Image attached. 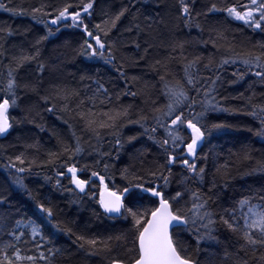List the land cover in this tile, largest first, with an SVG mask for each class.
<instances>
[{
	"label": "trees",
	"instance_id": "16d2710c",
	"mask_svg": "<svg viewBox=\"0 0 264 264\" xmlns=\"http://www.w3.org/2000/svg\"><path fill=\"white\" fill-rule=\"evenodd\" d=\"M8 6H22L24 9L30 10L32 7H40L41 5H51L53 7H62L65 3H79L80 0H0ZM86 2V0H85ZM246 3L247 0H197L195 5H190L193 23H199L203 32L196 27H185L184 20L181 19V7L178 0H98L96 12L91 18L90 29L96 31L93 27L96 23L107 17L101 14L100 9L103 8L110 15L118 13L123 8L130 10L125 13L121 20L117 22V27L112 29L108 37L102 32H98L102 41L107 44L114 43L113 52L117 57V66L123 62L122 71L128 78L127 90L139 93L136 97L131 95L121 96L119 103L124 105H132L131 118L136 119L139 112L149 116L148 124L151 126L154 122L151 120L152 109L162 108L167 99L162 95L163 84L160 82L159 76L164 74L163 70L158 73L153 65L157 60L164 61L171 56L174 59L168 60V68L172 74L166 78L175 83L176 80H183V64L180 49L177 48L172 52L171 45L173 43L183 42V55L188 60H192L196 56H203L204 59L199 64L200 73L203 76H209L203 65L207 63L210 55L216 60L226 52L227 44L225 41H218L220 50L212 46L209 42L207 45L202 41H209L210 36L216 37V31H222L227 36L228 41L234 44V52L246 54L248 51L259 53L260 49L253 48L258 42H264V34L258 31L253 32L241 24V22L233 21L227 18L226 13H208L207 9L211 4L215 3L217 7L231 6L237 3ZM130 5H134L131 7ZM45 10L51 11V8ZM200 15H197V14ZM52 17H45L50 20ZM88 22V21H86ZM138 23L144 31L137 36V30L133 27L131 32L127 31L130 26ZM151 25V29H149ZM0 26L11 27L15 35L0 39V43H4V47L9 50L3 58V64H0V89H3L7 83L8 58L7 56L15 53L20 54L18 48L12 45H20L23 43L25 49L31 51L30 44L34 43L39 37L46 35L47 29L42 23H37L29 15H13L0 9ZM55 30L56 26H52ZM102 27L105 25L102 24ZM60 31L55 35L43 41L40 45L42 50L41 59L46 63L47 68L43 74V84L40 88V96L48 92L54 91L57 86L68 88L85 89L90 84V80H81L82 76L100 79L105 86L113 93L125 90V80L115 70L112 65L105 64L99 58L89 59L86 56L78 55L81 50L80 45L86 37L83 33L75 28L64 27L60 25ZM215 29L216 31H213ZM150 35H147L149 34ZM153 44L145 56L144 48L147 45L145 39ZM135 42L141 44L138 50ZM144 56V59H140ZM240 65L229 66L225 73V82L222 87L218 88L219 94L217 100L220 101L222 108H229L233 111H208L201 121L210 126L213 123H223L232 125L218 132H214L207 142L203 145V151L198 152L199 155H207L208 159L198 160V167L206 168L205 183L203 185L190 184L193 190L200 188L205 194L208 193L209 182L213 179V174L218 167L228 166L227 175L223 178L217 176L218 187L213 190L212 201L210 207L216 212L222 209H230L237 207V202L244 197H253L252 204H262L259 196L264 195V171L258 170V162H264V138L257 137L255 132L260 127L259 120L246 114L251 111V105L248 103V97L252 96V104L264 105V84L256 83L249 88V83L255 80L251 75L246 76L245 80L238 84H231V72ZM35 64H30L21 69L18 80L24 83L26 80L35 82ZM241 70H243L241 68ZM31 72L32 75H26ZM135 77L136 79H133ZM147 86V87H146ZM94 87V85H93ZM241 93L243 94L241 96ZM194 94V93H193ZM23 97L19 103L21 108L32 106L29 119L34 122L23 120L22 123L16 125L10 133L5 137H0V186H4L8 191L7 203L0 206V217L7 216V220L0 219V225L4 230L0 231V248L6 243L15 242L13 237L7 235L8 231L16 229L15 221L23 219L27 222L31 219L37 225L42 226L43 235L47 239L53 236L51 243L47 244V248H59L60 251L52 256L47 252L46 248L37 249L35 244L31 242L30 236L27 234L23 238L29 240V243L20 242L18 247L21 248V254L39 255V251H44L49 255L52 264H110V259L115 257L123 259L131 264V258L134 252L129 251L132 247L131 235L129 234L128 242H121L114 247L113 253H105L103 251L98 254L90 246L80 249L75 241V235L67 234L64 231L57 230L54 225H59L60 229L71 228L72 232L77 235H84L88 238L105 239L108 236H116L121 232H127L131 228V218L124 220L122 218L109 219L97 203L99 193L98 178H92L95 187L90 184V193L95 194L94 199L84 196L80 199L76 191H67L68 188H74L70 184V174L67 173V166L79 161L78 167L85 163L92 164L93 157L88 156L89 146L85 141L89 139V134L82 132V123L79 121L72 122L77 135H82V146L85 153L82 156H76L70 159L71 153H63L62 149L65 145L75 146V139L72 137L73 129L64 123L68 119V115L60 111L63 101H50L48 105L34 93L23 91L20 92ZM3 96V92H0ZM226 98V99H224ZM147 101V103H145ZM155 101V104L152 103ZM77 101H73L72 107ZM52 103H56L57 108L53 112H47L46 107H51ZM242 110V111H237ZM196 112H200L201 108L198 104L195 107ZM10 114L16 119L21 120L25 112L19 109H10ZM188 113L185 112L187 117ZM41 127L43 130H41ZM143 129L139 125L128 124L122 129V139L136 136L138 139L132 141L131 144H125L121 151L119 159L113 157L108 160L112 166L110 172L115 174V182L108 181L103 171L102 165L97 166L95 170L106 176V182L109 188L115 190L122 189L126 186V181L121 180L120 170L129 167L130 171L144 176L145 180H150L147 175L149 168H154L156 162H163L160 150L147 136L141 135ZM185 136L190 134V130L183 133ZM156 137L164 136L163 129H160ZM112 137L106 136L103 150L107 151L109 145L108 140ZM92 143H95L93 140ZM32 145V147H29ZM138 150L143 151V155ZM251 153V159H244V152ZM49 152L62 153L59 159L50 161ZM23 155L24 164L17 163V167H23L25 172H17L15 168L5 167L10 164L9 157L15 161L17 155ZM143 160V164H141ZM34 161V162H33ZM57 172H64L63 176H57ZM183 173L182 167L177 164L173 167V184L170 191L177 190V181ZM186 175V173H184ZM80 178H90V170L78 173ZM19 178L23 187L14 183ZM60 180L57 186L56 181ZM226 181V186H225ZM147 186V184L145 185ZM139 192V190H135ZM83 195V194H80ZM187 199V197H185ZM75 201V202H74ZM44 204L45 207H51L53 210V219L49 222L46 214L38 211V204ZM125 203L131 206L134 201L126 195ZM144 206L151 207L148 198L143 201ZM216 235L220 243L202 242L201 250L197 252L196 241L191 236L185 234V242L189 252L193 258L198 259L200 264H232V260H224V252H235L238 247L237 236L231 233L226 226L217 225ZM11 251V250H10ZM17 264H30L27 260L17 262ZM39 264H45L39 261ZM252 264H255L253 261Z\"/></svg>",
	"mask_w": 264,
	"mask_h": 264
},
{
	"label": "snow or ice",
	"instance_id": "6c2138e0",
	"mask_svg": "<svg viewBox=\"0 0 264 264\" xmlns=\"http://www.w3.org/2000/svg\"><path fill=\"white\" fill-rule=\"evenodd\" d=\"M181 7V19L184 20L185 27H196L203 32L199 23H193L194 17L190 5H195L197 0H178ZM12 3V0H9ZM98 0H80L79 3H65L62 7H53L51 5H41L40 7H32L30 10L24 9L22 6H8L0 2V9L9 12L13 15H29L37 23H42L47 29L44 36L39 37L34 43L30 44L29 51L25 49L23 43L20 45H12L13 48H18L20 54L12 53L7 56L8 68L7 83L0 92V137H5L10 133L16 125L28 120L32 111V106L21 108L19 101L23 98L20 92H31L39 96V98L48 105L50 101H63L60 111L68 115V119L64 120L72 131V137L75 139V146H63V153H71L70 159L76 156H82L85 153V148L82 146V135H77L72 122L79 121L82 123V132L89 134V139L85 141L88 144L90 151L88 156L93 157V163H85L78 167L79 161L67 166V173L70 174V184L74 188H68L67 191H76L77 196L83 199L87 196L90 200L95 198L94 193H90L89 185L95 187L92 178H98L99 181V198L97 203L109 219L122 218L128 220L131 218V228L127 232H121L116 236H108L105 239L88 238L84 235H77L72 232L71 228L60 229L59 225H54L57 230L64 231L67 234L75 235L74 243H77L80 249L85 246H90L98 254L103 251L105 253H113L114 247L121 242L127 244L129 234L131 235L132 247L128 249L134 252L131 258V264H200L198 259L193 258L189 252L185 242V234L191 236L196 241V250H201L202 242L220 243L216 232L217 225L222 224L237 236L238 247L235 252H228L225 249L223 259L232 260V264H264V203L252 204L253 197H244L237 202V207L230 209H222L216 212L211 209L210 201H212L213 190L218 187L216 177L223 178L227 175L228 166L223 165L216 169L213 174V179L209 182L208 193L205 194L197 188L193 190L190 184L203 185L205 183L206 168L198 167V160L207 161V155H199L198 152L203 151V145L214 132H218L232 125L223 123H213L210 126L202 123L208 111H233L229 108H222L220 101L217 100L219 94L218 88L223 86L225 82V73L229 66L240 65L231 72V84H238L245 80L246 76L255 77L249 83L248 87L252 88L257 82L264 84V42H258L253 45V48L260 49L259 53L248 51L246 54L235 53L234 44L228 41L227 36L222 31H216V37L210 36L209 41H202L205 45L209 42L212 46L220 50L218 41H225L227 44V55H223L216 60L214 56L208 57L207 63L203 65L204 69L211 73L209 76H203L199 70V64L204 59L203 56H196L192 60H188L187 56L183 55L184 43L178 42L171 45L172 52L177 48L180 49L183 64V80H176L175 83L169 81L166 77L172 74L168 68V60L174 59L169 54V57L164 61L157 60L153 65L154 69L159 73L161 69L164 74L159 76L160 82L163 84L162 95L166 97L167 103L162 108H153L151 120L154 122L151 126L148 124L149 116L141 110L136 119L131 118L132 105H124L119 103L121 96L131 95L136 97L139 93L128 91V78L123 68V62L117 66V57L113 52L114 43L106 45L102 41L101 36L97 34L102 32L105 37H108L112 29L117 27V22L121 17L128 12L129 8H123L118 13L110 15L103 8L100 9L101 14L107 18L101 23H96L93 27L95 32L90 29L91 18L96 12ZM134 7V5H130ZM51 8V11L45 10ZM226 13L227 18L233 21L241 22L247 29L253 32L258 31L264 34V0H247L246 3H237L226 7H217L215 3L204 13ZM197 15H200L199 13ZM51 16L50 20H45V17ZM88 21V22H86ZM71 27L80 30L86 39L80 45V51L77 53L81 56H86L89 59L99 58L105 64L112 65L119 75L125 80V90L113 93L105 83L100 79L93 77L82 76L81 80H90L91 83L85 86V89L68 88L67 86H57L54 91L48 92L40 96V88L43 84V74L47 68L46 63L41 59L42 50L40 45L43 41L59 32L60 25ZM102 24L106 26L102 27ZM52 26H56L53 30ZM133 27L137 30V36L144 30L141 29L138 23L130 26L127 31L131 32ZM151 29V25L148 26ZM16 33L11 27L0 26V39L5 40V37H11ZM147 35H150L147 34ZM144 43L147 47L144 48L145 56L149 49L153 47L146 38ZM135 47L139 50L141 44L135 42ZM9 52L4 47V43H0V64H3V58ZM140 59H144L141 56ZM35 64L34 77L35 82L25 81L20 83L18 77L21 69H25L27 65ZM241 68L243 70H241ZM26 75H32L31 72ZM133 79H136L133 77ZM94 85V87H93ZM147 87V86H146ZM194 93V94H193ZM243 94L241 93V96ZM226 99V98H224ZM253 97H248V103L251 105V111L246 112L247 115L259 120L260 127L256 130L257 137L264 138V105L252 104ZM73 101H77L72 107ZM147 103V101H145ZM155 104V101H152ZM200 105L201 111L196 112L195 107ZM57 108L56 103H52L51 107H46L47 112H53ZM10 109H19L25 112L21 120L11 116ZM242 111V110H237ZM185 112L188 113L187 117ZM128 124L139 125L143 129L141 135L147 136L148 140L160 150L163 162H156L154 168H149L147 175L150 180H145L144 176L138 175L130 171L129 167L120 170V178L126 181V186L122 189L115 190L109 188V183L106 182V176L95 170L97 166L102 165L103 171L108 174V181L115 182V174L110 172L112 167L108 160L113 157L119 159L121 151L125 144H131L132 141L138 139L136 136L122 139V129ZM163 129L164 136L157 138L156 133ZM41 130L43 128L41 127ZM190 130V134L185 136L183 133ZM112 137L107 141L109 148L103 150L105 137ZM95 143H92V141ZM32 147V145H29ZM143 155L142 150H138ZM62 153L49 152L50 161L59 159ZM244 159H251V153L244 152ZM10 164L5 167L15 168L17 172L23 173L26 171L23 167H17V163L24 164L23 155H17L15 161L9 157ZM34 162V161H33ZM143 164V160H141ZM179 164L183 173L177 181V190L170 191L173 184V167ZM90 170V178L82 179L78 173ZM258 170L264 171V162H258ZM186 173V175L184 174ZM64 172H57V176H63ZM14 183L23 187L22 181L17 178ZM57 186L60 185V180L56 181ZM147 184V186H145ZM226 186V181H225ZM135 190H139L136 192ZM8 191L4 186H0V206L7 203ZM83 194V195H80ZM126 194L131 197L134 203L129 206L125 203ZM148 198L151 207L144 206L143 201ZM187 197V199H185ZM260 201L264 202V195L259 196ZM75 202V201H74ZM38 211L46 214L47 220L50 222L53 219V210L51 207H45L40 203L37 205ZM247 208V211L244 209ZM239 213V214H238ZM2 220H7L8 217H0ZM16 229H20L17 234L16 229L8 231L6 234L13 237L15 242H9L0 248V264H17L22 260H27L30 264H39V261H44L45 264H52L49 255L44 251H39V255L24 256L21 254V248L18 244L29 243V240H24L27 234L31 238L36 248H46L47 252L55 256L60 251L59 248H47V244L54 239L49 236L47 239L43 235L42 226L37 225L31 219L27 223L23 219L15 221ZM4 228L0 225V231ZM39 237V241H37ZM11 250V251H10ZM110 264H128L127 261L119 258H111Z\"/></svg>",
	"mask_w": 264,
	"mask_h": 264
},
{
	"label": "rangeland",
	"instance_id": "374dc122",
	"mask_svg": "<svg viewBox=\"0 0 264 264\" xmlns=\"http://www.w3.org/2000/svg\"><path fill=\"white\" fill-rule=\"evenodd\" d=\"M254 205H256V204H254ZM244 211H247V208H245ZM19 231H20V229H19ZM25 232H28V230H25ZM37 240H39V237H37Z\"/></svg>",
	"mask_w": 264,
	"mask_h": 264
},
{
	"label": "bare ground",
	"instance_id": "6f19581e",
	"mask_svg": "<svg viewBox=\"0 0 264 264\" xmlns=\"http://www.w3.org/2000/svg\"><path fill=\"white\" fill-rule=\"evenodd\" d=\"M98 198H99V193H98ZM25 223H27V222H25ZM16 232H17V234H19V229H16Z\"/></svg>",
	"mask_w": 264,
	"mask_h": 264
}]
</instances>
